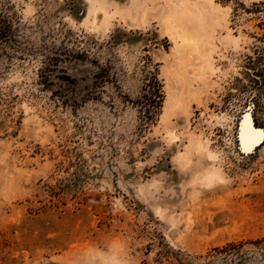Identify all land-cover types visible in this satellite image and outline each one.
Listing matches in <instances>:
<instances>
[{"label":"rangeland","instance_id":"rangeland-1","mask_svg":"<svg viewBox=\"0 0 264 264\" xmlns=\"http://www.w3.org/2000/svg\"><path fill=\"white\" fill-rule=\"evenodd\" d=\"M164 1L0 0V264H264V0H183L188 88Z\"/></svg>","mask_w":264,"mask_h":264},{"label":"bare ground","instance_id":"bare-ground-1","mask_svg":"<svg viewBox=\"0 0 264 264\" xmlns=\"http://www.w3.org/2000/svg\"><path fill=\"white\" fill-rule=\"evenodd\" d=\"M98 2L100 4L99 9L102 10L104 15L103 18L108 19L106 6H103L100 1ZM122 17L129 25L133 26V28L142 25L148 19H156L159 25L164 26L165 33L175 45L174 57L179 64L178 75L183 79L186 88H188V85H190L196 77L202 76L203 65L207 62L208 54V48L204 47V45L210 40L211 36L210 34L204 33L202 30L204 26L203 22L205 23V21L201 16L193 14L187 6H185L183 0H176L175 2L166 1L155 11L147 10L145 7L138 8L137 17L135 19L129 18L127 13H123ZM226 37L227 36H225V38ZM234 37L233 40L235 39ZM225 38L221 37L222 40ZM229 39L233 41L231 38ZM212 49H214V47ZM209 68L213 71L210 65ZM244 137L243 140L245 145H248L249 141L253 142L251 134L244 132ZM199 149H201L200 144H198L197 147V150ZM208 160H214V156L209 152ZM197 180L204 182V184H211L220 181L221 178L218 172L214 168H211L207 172L199 175Z\"/></svg>","mask_w":264,"mask_h":264},{"label":"trees","instance_id":"trees-1","mask_svg":"<svg viewBox=\"0 0 264 264\" xmlns=\"http://www.w3.org/2000/svg\"><path fill=\"white\" fill-rule=\"evenodd\" d=\"M1 34H2V31L0 30V36H1ZM225 252H227V254H229L231 256H236V257H238L239 253H240L239 248L234 246V245H229L226 248Z\"/></svg>","mask_w":264,"mask_h":264},{"label":"crops","instance_id":"crops-1","mask_svg":"<svg viewBox=\"0 0 264 264\" xmlns=\"http://www.w3.org/2000/svg\"><path fill=\"white\" fill-rule=\"evenodd\" d=\"M251 133L253 134L252 139H253V143H257L259 141V134L255 133V131H251Z\"/></svg>","mask_w":264,"mask_h":264},{"label":"water","instance_id":"water-1","mask_svg":"<svg viewBox=\"0 0 264 264\" xmlns=\"http://www.w3.org/2000/svg\"><path fill=\"white\" fill-rule=\"evenodd\" d=\"M253 129V128H252Z\"/></svg>","mask_w":264,"mask_h":264}]
</instances>
